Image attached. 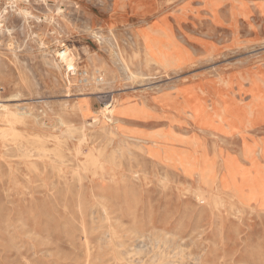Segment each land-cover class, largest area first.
Wrapping results in <instances>:
<instances>
[{"label": "rangeland", "instance_id": "1", "mask_svg": "<svg viewBox=\"0 0 264 264\" xmlns=\"http://www.w3.org/2000/svg\"><path fill=\"white\" fill-rule=\"evenodd\" d=\"M233 7L245 13L235 17ZM262 7L264 0H0V105L32 112L15 125L18 135L0 136V264H264V193L255 199L247 187L235 195L222 161L236 157L235 178L264 187ZM148 20L167 21L190 52L180 72L166 76L133 60L135 32ZM63 45L80 71L101 67L108 83L97 86L81 73L69 82L58 67ZM121 55L140 76L130 77ZM193 91L204 112L225 128L231 123L232 132L208 134L180 111L170 110L175 122L162 116L155 97L180 102ZM119 98L146 117L119 116L114 137L99 121ZM108 124L118 131L111 118ZM7 127L0 122V133ZM135 129L173 130L181 140L173 145L199 168L188 174L144 154ZM204 157L218 169L212 185L198 171Z\"/></svg>", "mask_w": 264, "mask_h": 264}, {"label": "bare ground", "instance_id": "2", "mask_svg": "<svg viewBox=\"0 0 264 264\" xmlns=\"http://www.w3.org/2000/svg\"><path fill=\"white\" fill-rule=\"evenodd\" d=\"M104 1V0H103ZM109 1V0H108ZM113 2V1H112ZM109 3V2H108ZM204 3V2H203ZM110 4V3H109ZM108 4V5H109ZM108 7V6H107ZM140 8V5L138 6ZM138 9V8H137ZM140 10V9H138ZM243 9H236L235 7L232 8V14L235 15V17H237L240 14H244L245 12H242ZM262 11L264 12V7H262ZM156 18V17H155ZM157 19V18H156ZM141 21V20H140ZM151 21V20H150ZM149 20L146 21L144 23L143 26H140V28L135 32V37L134 40L136 42V46H135V50L133 53V60H139V62H141V64L143 63L146 66L149 65H154L159 71L163 72L166 76H169L173 71H181V69L185 66V64L191 59V54L190 52L183 46V44L181 42H179L173 31H172V27L170 26V24L167 21H164L163 24H159L157 21L154 22H150ZM159 24V25H157ZM129 25V24H127ZM91 26V25H89ZM125 30V29H123ZM103 32V31H102ZM112 32V31H111ZM97 33V32H96ZM250 33V32H249ZM94 34V33H93ZM100 34V33H99ZM104 34V33H103ZM104 36V35H102ZM115 36V35H114ZM90 37V36H89ZM101 37V36H100ZM96 38V37H95ZM104 38V37H103ZM109 38V37H108ZM127 38V37H126ZM98 39V38H96ZM181 39V38H180ZM95 40V39H94ZM124 40V39H123ZM222 40V38H221ZM13 41V40H12ZM99 41V40H98ZM106 41V40H105ZM130 41V39H129ZM120 42V41H119ZM133 42V40H132ZM11 43V42H10ZM118 43V42H117ZM126 43V42H125ZM131 43V42H130ZM15 44V43H14ZM13 44V45H14ZM114 45V43H112ZM128 44V43H127ZM132 44V43H131ZM188 44V43H187ZM221 44V43H220ZM9 45V44H8ZM111 45V44H110ZM133 45V44H132ZM10 46V45H9ZM258 46V45H257ZM63 49L59 51L58 54V67L60 69H64L65 73L68 76L69 82H71L70 80V75H77L79 73H81L84 76V80L86 81H93L97 86L99 85H103L108 83V74L107 71L101 67H97V68H93L94 71L90 72L89 70H82L80 71V66L78 63V59L75 56V54L73 53L72 49L68 46H64L63 45ZM114 47V46H113ZM191 47V46H190ZM193 47V46H192ZM132 49V48H131ZM130 49V50H131ZM194 49V48H193ZM94 50V49H93ZM112 50V49H111ZM245 50V49H244ZM195 51V50H194ZM237 51V50H236ZM121 52V51H120ZM133 52V51H131ZM233 52V51H232ZM238 52V51H237ZM244 52V51H243ZM255 52V51H254ZM113 53V52H112ZM117 53V52H116ZM231 53V52H230ZM258 53V52H257ZM256 53V54H257ZM88 54V53H87ZM234 54V53H233ZM90 55V54H89ZM92 56V55H91ZM89 56V58L91 57ZM115 56V55H114ZM226 56V55H225ZM112 57V56H111ZM129 57V56H128ZM72 58H76L75 60ZM93 58V57H92ZM117 58V57H116ZM121 58L125 64V68H127L130 71V77L131 78H136L138 77L137 75L140 74V72H133L130 69L131 64L133 63V61L130 60H126V58L124 56L121 55ZM72 59V60H71ZM69 60V61H68ZM98 60V59H97ZM102 60V59H101ZM116 60V59H115ZM129 61L131 62V64L129 63ZM93 62V60H92ZM101 62V61H100ZM202 62V61H201ZM212 62V61H211ZM56 63V62H55ZM107 63V62H105ZM119 63V62H118ZM53 64V63H52ZM94 64V63H93ZM241 64V63H240ZM108 65V64H107ZM115 65V64H113ZM109 66V65H108ZM116 66V65H115ZM110 67V66H109ZM136 67V66H135ZM133 68V67H132ZM18 69V67L16 68ZM121 69V68H120ZM155 70V69H154ZM11 71V69H10ZM21 71V69H20ZM136 71V70H135ZM179 71V72H180ZM6 72V71H5ZM12 72V71H11ZM142 72V71H141ZM145 71H143L144 73ZM59 73V72H58ZM114 73V71H113ZM142 73V74H143ZM177 73V72H176ZM2 74V73H1ZM11 74V73H10ZM25 74V73H24ZM28 74V73H27ZM61 74V73H59ZM117 74V73H116ZM218 74V73H217ZM13 75V74H12ZM158 75V74H157ZM156 75V76H157ZM162 75V74H161ZM174 75V74H173ZM25 76V75H24ZM140 76V75H139ZM15 77V76H14ZM62 77V76H61ZM145 77V76H144ZM143 77V78H144ZM149 77V76H147ZM152 77V76H151ZM158 77V76H157ZM164 77V76H163ZM23 78V77H22ZM45 78V75H44ZM122 78V77H121ZM146 78V77H145ZM153 78V77H152ZM67 79V78H66ZM67 79V80H68ZM28 80V79H27ZM116 80V79H115ZM142 80V79H141ZM149 81V80H148ZM151 81V80H150ZM31 82V80H30ZM79 82V81H78ZM85 82V81H84ZM27 83V82H26ZM34 83V81H33ZM33 83H31V85H33ZM56 83V82H55ZM88 83V82H87ZM116 83V82H115ZM149 83V82H148ZM177 83V82H176ZM139 84V83H138ZM151 84V83H150ZM28 85V84H27ZM141 85V84H140ZM173 85V84H172ZM83 86V85H82ZM87 86V84H86ZM109 86V85H108ZM149 86V85H148ZM159 86V85H158ZM236 86V85H235ZM35 87V86H34ZM163 87V86H162ZM27 88V87H26ZM63 88V87H62ZM96 88V87H93ZM99 88V87H98ZM114 88V86H113ZM134 88V87H133ZM132 88V89H133ZM172 88V87H171ZM174 88V87H173ZM22 89V88H21ZM36 89V88H35ZM44 89V88H43ZM70 89V88H69ZM91 89V88H90ZM105 89V88H104ZM160 89V88H159ZM162 89V88H161ZM170 89V88H168ZM175 89V88H174ZM31 90V89H30ZM46 90V89H45ZM58 90V89H56ZM102 91V89H100ZM120 90V89H119ZM17 91V90H16ZM29 91V89H28ZM37 91V90H36ZM35 91V92H36ZM50 91V90H49ZM83 91V90H82ZM19 92V91H18ZM22 92V91H21ZM25 92V91H24ZM30 92V91H29ZM39 92V91H38ZM44 92V91H43ZM72 92V91H71ZM159 92V91H158ZM17 93V92H16ZM26 93V92H25ZM47 93V92H46ZM58 93V92H57ZM65 93V92H64ZM22 94V93H21ZM19 94V95H21ZM34 94V93H31ZM38 94V93H37ZM105 94V93H104ZM111 94V92H110ZM109 93L107 95H110ZM23 95V94H22ZM29 95V94H28ZM113 94H111L112 96ZM120 95V94H119ZM17 96V95H15ZM30 96V95H29ZM38 96V95H37ZM42 96V95H39ZM70 96V94H69ZM99 96V95H98ZM105 96V95H104ZM213 96V95H212ZM6 97V96H5ZM50 97V96H49ZM48 97V99H50ZM102 97V95H101ZM165 95H161V97H155V101L160 103L162 105V116L163 114L168 116L171 120V122H175V117L173 116V114L170 113L172 111H180L181 113L188 115L191 117V119L194 121V123L196 124V126L202 130V131H206L209 132L208 134H212L214 136H216L217 132L220 131H224V133H228V132H232V128L233 125L231 123H228V128H225L223 123L221 122V120H214L210 117L209 113H205V108L204 106V102L200 99V96L197 95V93L195 91L193 92H187L186 97L183 101L180 102H176V101H167L165 99ZM41 98V97H40ZM110 98V97H109ZM238 98V97H237ZM26 102V101H24ZM42 102V101H41ZM51 102V101H50ZM66 102V101H65ZM64 102V103H65ZM63 103V104H64ZM114 103V104H113ZM14 104V103H13ZM45 104V103H44ZM47 104V103H46ZM58 104V102H57ZM69 103H67L68 105ZM52 105V104H51ZM109 105V104H107ZM42 106V105H41ZM64 106V105H63ZM47 107H49L47 105ZM40 108V105H39ZM53 108V107H52ZM234 108H236V112H240L239 110L242 111L241 107L235 103ZM50 109V108H49ZM65 109V108H64ZM239 109V110H238ZM26 110V111H25ZM31 109L27 110L24 107L21 106H17L16 108H10L8 107V105H0V122L5 123L8 127L7 129L1 130L2 132L0 133L1 137H6L9 134H15L18 135L16 132V128L15 125L17 123H21L24 124L25 122H27V119L29 117V115H32V112L30 111ZM62 110V109H61ZM52 111V110H51ZM54 111V110H53ZM52 111V112H53ZM74 111V110H73ZM47 112V111H46ZM64 112V111H63ZM104 115L103 117L97 121H99L102 126L101 128L104 129L103 132H108L110 136H116L120 133L121 131V127L123 124V121L120 119L119 116H127V117H131L133 119H140L143 117H146V112L144 111V109L139 106V105H135V104H128L126 102V99L123 98H119L117 99L115 102L112 101V105H110V107L108 106L107 108L104 109L103 111ZM42 118V117H41ZM56 118V117H55ZM108 118H111L113 120V123L115 124V128L118 130L116 131L115 129L109 128V124H108ZM59 119V118H58ZM45 121V120H44ZM60 122V121H59ZM96 122V121H95ZM232 122V121H231ZM61 123V122H60ZM92 123V121H91ZM51 124V123H50ZM62 124V123H61ZM93 124V123H92ZM97 125V124H96ZM108 125V128H104ZM66 128V127H65ZM85 128V127H84ZM69 129V128H68ZM71 129V128H70ZM74 129V128H72ZM106 129V130H105ZM216 130V131H215ZM39 131V130H38ZM53 131H57V130H53ZM69 131V130H68ZM41 132V131H40ZM78 132V131H77ZM134 134H136L135 138L137 140H139L135 146L141 150L144 154H148L151 155L152 157H155L156 159L162 161L163 163H168L169 165H172L174 167H179V169L181 168L182 171L188 173V174H192L194 171H196L199 167H195L196 165H194V162H190L192 161V155L187 152H183V150H180L178 148H176L173 143L176 142H180V138L176 137V134L174 133V131H169L167 133L164 132H154V133H150L147 134L145 132H143L142 130H134L133 131ZM69 134V133H68ZM122 135V134H121ZM44 136V135H43ZM97 136V135H96ZM95 136V137H96ZM68 137V136H67ZM72 137V136H71ZM93 137V138H95ZM45 138V137H44ZM43 138V139H44ZM49 138V137H47ZM92 138V139H93ZM37 139V138H36ZM42 139V140H43ZM52 139V138H51ZM85 139V138H84ZM149 139L151 140L152 145H144L140 142V140H144V141H149ZM95 140V139H94ZM128 141V140H127ZM131 141V139H130ZM86 142V141H85ZM126 142V141H125ZM136 142V141H135ZM52 143V142H51ZM123 143V142H122ZM8 144V143H7ZM61 144V143H60ZM121 144V143H120ZM8 146V145H7ZM116 146V145H115ZM196 146V145H195ZM79 147V146H78ZM264 147V145H263ZM130 148V147H129ZM9 149V148H8ZM80 150V149H79ZM261 150V149H260ZM46 152H48L46 150ZM263 152H264V148H263ZM117 153V152H116ZM119 153V152H118ZM246 153V154H245ZM245 155L252 157L253 156V149H251V147H247V149H245ZM48 154V153H47ZM80 154V152H79ZM89 154L93 157L94 153L91 150L89 152ZM122 154V153H121ZM129 154V153H128ZM119 155V154H118ZM255 155V154H254ZM46 156V155H45ZM51 156V155H50ZM78 157V156H77ZM87 157V156H85ZM97 157V156H96ZM99 157V156H98ZM120 157V156H119ZM130 157L132 158V156L130 155ZM2 158V157H1ZM49 158V157H48ZM102 158V157H101ZM130 158V159H131ZM47 159V158H46ZM57 159V158H56ZM97 159V158H95ZM118 159V158H117ZM194 159V158H193ZM3 160V159H2ZM38 160V159H37ZM40 160V159H39ZM60 162V159H58ZM125 160V159H124ZM204 164L202 165L201 169H199V173L200 175H202V180L204 181V184L206 185H212L214 183V176L218 175V169L214 168V164L213 161L211 159H209L208 157H204ZM42 161V160H40ZM57 161V160H56ZM99 161V159H98ZM136 161V160H135ZM222 161H223V173L225 176H230L232 177L231 179V183L233 186V193L235 195H240L243 192H247V187H249L250 189V193L253 194V198L257 199L258 196H260V191H262L264 193V187L261 188L259 187V181L256 179H252L251 180V186H248L247 181H244L246 179V175H244L245 179H242L241 181H238L235 178L236 173H238L236 171V169L238 167H241L238 159L234 156L231 157H222ZM171 162V163H170ZM65 164V163H64ZM61 164V165H64ZM54 165V164H53ZM93 165V164H92ZM83 166V165H82ZM101 167H103L102 165H100ZM79 167V166H78ZM77 167V168H78ZM92 168V167H91ZM79 170V169H78ZM96 170V169H95ZM133 170V168H132ZM91 171V170H90ZM93 171V170H92ZM91 171V172H92ZM88 172V171H87ZM138 173V172H137ZM245 173V172H243ZM211 176L213 177L211 179ZM146 177V176H144ZM147 178V177H146ZM118 182V181H117ZM113 183V182H112ZM118 185V184H117ZM18 186V185H17ZM202 189V188H201ZM189 191V190H187ZM186 192V191H185ZM204 190H198V192L196 193L197 198L201 201L203 199V195H204ZM195 194V193H194ZM206 195V194H205ZM210 195V194H209ZM237 195V196H238ZM243 195V194H242ZM208 196V195H207ZM264 197V196H263ZM220 199V198H219ZM216 201V200H215ZM230 202V201H229ZM218 203V202H217ZM216 204V203H215ZM219 204V203H218ZM224 205V204H223ZM102 206V205H101ZM219 207V206H217ZM217 209V208H216ZM103 210V209H102ZM101 210V211H102ZM105 210V209H104ZM219 210V209H217ZM233 211V210H232ZM238 212V211H237ZM104 219V218H103ZM106 221V220H105ZM108 221V220H107ZM103 225V224H101ZM110 226V225H109ZM67 228V227H66ZM110 229V228H109ZM135 229V228H134ZM84 230V229H83ZM138 231V230H137ZM136 231V232H137ZM111 232V231H110ZM111 234V233H110ZM140 234V233H139ZM113 235V234H112ZM142 235V234H141ZM126 236V235H125ZM145 236V235H144ZM113 237V236H112ZM86 238V237H85ZM114 238V237H113ZM148 238V237H147ZM156 238V237H155ZM37 239V238H36ZM112 239V238H111ZM132 240V239H131ZM167 240V239H166ZM113 242V239H112ZM111 242V243H112ZM87 243V242H86ZM117 243V242H116ZM124 243V242H121ZM133 243V242H132ZM114 244V243H113ZM154 244V243H152ZM151 244V245H152ZM160 244V242H159ZM111 245V244H110ZM132 245V244H131ZM155 245V244H154ZM165 245V244H164ZM168 245V242H167ZM166 245V246H167ZM88 246V245H87ZM119 247V244L117 245ZM123 246V245H122ZM135 246V245H134ZM156 246V245H155ZM162 246V245H161ZM110 247V246H109ZM113 247V245L111 246ZM154 247V246H153ZM23 248V247H22ZM35 248V247H34ZM121 248V247H120ZM119 248V249H120ZM129 248V247H128ZM159 248V247H158ZM18 249V248H17ZM113 249V248H112ZM115 249V248H114ZM162 249V248H161ZM160 249V250H161ZM117 250V248H116ZM115 250V251H116ZM137 250V249H135ZM157 250V248H156ZM139 251V250H137ZM117 252V251H116ZM115 252V253H116ZM123 252V251H122ZM130 252V251H129ZM156 252V251H155ZM154 252V253H155ZM158 252V251H157ZM119 252H117L118 254ZM147 253V252H146ZM166 253V252H165ZM121 254V253H120ZM119 254V255H120ZM123 254V253H122ZM128 254V253H127ZM141 254V253H139ZM144 253H142L141 255L143 256ZM148 254H152V253H148ZM147 254V255H148ZM158 254V253H156ZM190 254V253H189ZM115 255V254H114ZM134 255V254H133ZM163 255V254H162ZM113 256V255H112ZM126 256V253L125 255ZM123 256V257H124ZM128 256V255H127ZM136 256V255H135ZM150 256V255H149ZM154 256V254H152V257ZM166 256V255H165ZM182 256V255H181ZM189 256V255H188ZM121 257V255H120ZM134 257V256H133ZM139 257V256H138ZM144 257V256H143ZM157 258V256H155ZM161 257V256H160ZM89 258V256H88ZM113 258V257H112ZM115 258V257H114ZM118 259V257H116ZM125 258V257H124ZM121 259V258H120ZM127 259V258H126ZM141 259V257H140ZM154 259V257H153ZM152 259V260H153ZM160 259V258H159ZM169 259V258H168ZM116 260V259H115ZM135 260V259H134ZM133 260V261H134ZM142 260V259H141ZM24 261V260H23ZM145 261V260H144ZM154 261V260H153ZM127 262V261H126ZM130 262V261H129ZM136 262V261H135ZM149 263V261H147ZM162 262V261H161ZM134 263V262H133ZM151 263V262H150ZM158 263V262H157ZM164 263V262H163ZM117 264V263H115ZM130 264V263H128ZM139 264V263H137ZM142 264V263H141ZM153 264V263H152ZM161 264V263H160Z\"/></svg>", "mask_w": 264, "mask_h": 264}]
</instances>
